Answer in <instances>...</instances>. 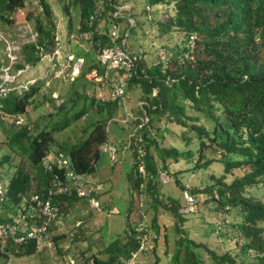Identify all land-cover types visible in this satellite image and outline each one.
Wrapping results in <instances>:
<instances>
[{
  "label": "trees",
  "instance_id": "trees-1",
  "mask_svg": "<svg viewBox=\"0 0 264 264\" xmlns=\"http://www.w3.org/2000/svg\"><path fill=\"white\" fill-rule=\"evenodd\" d=\"M125 1L58 0L66 22L64 47L50 0H38L37 9L27 15L36 39L22 46L24 62L18 69L37 66L47 54L57 65L60 60L67 63V55L73 54L83 59V65L79 75L71 77L70 94L54 110L35 118L31 110L37 109L46 79L2 87L0 181L5 191L0 196V222L21 212L33 223L32 196L47 198L50 189L56 190L57 176L69 184L66 169L53 162L55 154L68 157L86 183L100 184L98 166L104 153H109L107 148L114 146L108 144L110 123L122 129L130 125L129 186L132 196H146L145 207L140 220L130 221L131 206L124 233L112 239L102 257H86V264L91 260L92 264H127L135 253L137 263L147 248L146 244L140 251L144 238L147 243L148 228L160 232L156 210L160 205L177 219L179 236L172 264H264V0H145L149 27L155 28L156 38H167L162 43L166 57L152 63L143 50L133 51L128 45L133 29L129 18L137 14L127 16ZM25 7L26 0H0V22L15 25L17 12ZM120 22H126V27L113 41L111 27ZM114 44L138 55L123 98L111 96L110 78L121 71L107 72L99 60L100 50ZM88 75L92 77L87 81ZM104 83L109 95L100 98L90 86ZM131 103L136 107L128 108ZM86 116L94 119L83 138L74 143L58 141V134ZM167 135L174 138L171 143L166 142ZM172 162L186 163L188 169L172 172ZM187 171L195 174L189 189L178 177ZM162 174L172 179L181 194L161 192ZM188 191L194 204L209 205L217 216L211 234L220 238L219 247L197 243L182 227L186 219L180 210ZM99 192L94 194L97 199ZM80 199L87 200L75 191L57 192L53 202L61 211ZM151 208L155 213L150 225L140 226ZM164 238L168 245L167 233ZM227 245L229 249L220 250ZM40 246L33 240L16 244L8 239L0 255L30 256ZM151 264L163 263L157 257Z\"/></svg>",
  "mask_w": 264,
  "mask_h": 264
},
{
  "label": "rangeland",
  "instance_id": "rangeland-1",
  "mask_svg": "<svg viewBox=\"0 0 264 264\" xmlns=\"http://www.w3.org/2000/svg\"><path fill=\"white\" fill-rule=\"evenodd\" d=\"M50 1L59 19V39L62 47H64L66 22L63 12L58 0ZM37 6L38 0H26V7L17 12L15 25H6L0 22V88L11 83L27 85L29 82L40 78L46 79L42 94L36 100L37 109L31 110V115L34 118L54 110L55 106L70 94L72 80L69 65L65 60H60L58 65L55 64L53 55H44L42 62L35 67L27 65L23 70L17 68L19 63L24 62L22 46L36 39L33 21L28 20L27 15L32 10L37 9ZM146 6L145 0H126L123 9L126 10L127 16H132L133 13L137 14L134 19L129 18L131 26H133L128 37L129 47L133 51L143 50L146 53L147 61L152 63L158 57H166L167 52L162 43L167 38H156L155 28L149 27L146 13L143 11ZM134 20L136 23L132 25ZM117 25L118 32H120L125 29L126 22H120ZM91 77L92 75H88L87 81ZM90 87L95 88L94 90L100 98H106L109 95V86L105 83ZM130 106L135 108L136 104L131 103L128 108ZM93 119L86 116L74 123L69 129L57 135L58 141L64 143L79 141L85 135V129L91 125ZM120 127L123 129L115 123H110L108 144L116 146L118 152H105L98 166L99 174L96 177L99 176L101 182L98 195L99 207H94L85 199L67 205L65 209L60 211L59 218L52 228L51 241L47 245H41L38 253L23 257L0 255V264H86V257H91L94 254L102 257L101 252L112 239L118 234L124 233L128 222L126 214L131 206L133 212L130 215V221L140 220L141 211L145 207L147 198L137 193L134 196L131 194L128 180L133 158L132 150L129 147L131 126ZM166 139L167 143L174 140L170 135H167ZM3 140L0 132V142ZM170 167L172 172L188 169L186 163L172 162ZM194 175L187 171L179 173L178 177L189 189L193 185ZM161 178L165 182L161 186V192L164 195L177 197L181 194L177 188L175 189L172 179L169 180L167 174H162ZM33 187H35L34 181ZM31 193L33 194V192ZM188 193L184 194L182 201L184 206H181L180 210L186 219L182 227L188 232L189 237L197 243H207L212 247H219L220 238L218 235L214 238L211 234V230L218 224L217 216L210 212L209 205L198 206L194 204V200L190 201L186 195L191 196V193L190 191ZM156 210L159 213L160 232L148 228L147 248L139 256L136 264H151L157 257L163 264H172L175 242L179 236L175 228L177 219L162 205L158 206ZM154 213L155 208H151L145 213L143 217L146 222L140 226L147 223L150 225ZM165 233L168 234V245L165 244ZM53 237H57L58 240L54 241ZM229 248L230 245H227L221 247L220 250ZM83 251L85 255H83ZM203 256L208 260V254L204 249ZM92 263L91 260L90 264Z\"/></svg>",
  "mask_w": 264,
  "mask_h": 264
},
{
  "label": "built area",
  "instance_id": "built-area-1",
  "mask_svg": "<svg viewBox=\"0 0 264 264\" xmlns=\"http://www.w3.org/2000/svg\"><path fill=\"white\" fill-rule=\"evenodd\" d=\"M118 31V25H112L110 36L113 41L118 38ZM85 38L88 39L89 35L85 34ZM124 41L125 40H123V43ZM56 54L60 56V50H57ZM137 59V54L118 44L100 50L99 60L106 66L107 72L121 71L119 75H112L110 78L112 85L111 96L113 98L124 97L128 79L134 71ZM67 63L72 65L71 76L75 77L79 75L83 65V59L76 58L73 54H68ZM93 76L98 77V79H103V77H99L97 73H94ZM1 91L2 88H0V92ZM107 150L110 153H116V148L114 146L108 147ZM53 162L59 167L66 169V176L69 184L65 183L57 176L54 183L56 190L50 189L47 198L41 199L37 194L32 196V201L35 203L29 211V217L34 220L33 223L27 220V217L21 212L18 213V215L10 214V220L7 222H0V247H3L8 239L16 244H23L29 240H33L39 245H47L49 243L48 238L51 235L50 227L56 223L60 215L59 207L53 202V197L57 192L70 195L75 191L78 196L86 198L91 205L96 208L99 207L100 202L94 196V194L98 193L100 190L99 184L90 185L86 183L84 177L72 168L69 158L63 153L55 154L53 156ZM49 168H51V165H49ZM141 169L143 170V167H141ZM4 187V183L0 181L1 197H3L5 191ZM186 196L190 201H193L192 196H189L188 194ZM146 244V238H144L142 240L140 251L145 248ZM136 256L137 253L134 254L133 258L130 259L127 264H136Z\"/></svg>",
  "mask_w": 264,
  "mask_h": 264
}]
</instances>
